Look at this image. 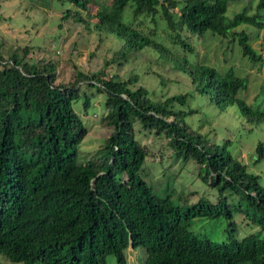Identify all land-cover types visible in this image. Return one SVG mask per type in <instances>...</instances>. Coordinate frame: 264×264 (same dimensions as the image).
<instances>
[{
  "label": "trees",
  "instance_id": "trees-1",
  "mask_svg": "<svg viewBox=\"0 0 264 264\" xmlns=\"http://www.w3.org/2000/svg\"><path fill=\"white\" fill-rule=\"evenodd\" d=\"M57 1L75 8L63 19L98 35L103 31L122 45L101 70L75 68L73 83L64 86L56 84L58 65L28 58V46L5 58L0 36V256L13 264H108L109 257L114 264H130L128 249L141 248L137 264H264V185L232 155L230 140L212 142L209 133L186 123L197 113L184 109L190 94L154 99L138 84V72L123 79L106 70L127 62L131 51L150 48L187 76L214 109L234 106L247 121L262 123L264 111L240 97L247 78L199 62L186 34L217 39L224 61L237 45L243 57L262 64L264 32L262 57L246 30L264 29V0ZM234 3L242 7L228 16ZM252 5L255 13L249 14ZM126 10L129 23L123 19ZM168 42L186 55L176 54ZM95 94L105 95L101 123L111 133L82 157L79 147L88 129L73 104L80 102L86 112ZM135 126L164 136L175 161L199 167L201 179L218 191L216 202L201 199L183 210L170 197L155 195L141 176L149 151L135 138ZM255 151L260 162L262 142ZM237 211L246 214L255 232L238 236ZM220 216L229 221L227 238L220 242L189 230L196 218Z\"/></svg>",
  "mask_w": 264,
  "mask_h": 264
},
{
  "label": "rangeland",
  "instance_id": "rangeland-1",
  "mask_svg": "<svg viewBox=\"0 0 264 264\" xmlns=\"http://www.w3.org/2000/svg\"><path fill=\"white\" fill-rule=\"evenodd\" d=\"M102 1L109 2L110 0ZM236 4L234 3L229 8L228 16L240 11L242 5ZM67 9L75 11L71 4L57 0H0V36L4 44L3 56L7 58L13 50L21 54V47L28 46L30 49L28 58L33 61H53L58 65L56 84L64 86L73 83L75 68L84 73L101 70L105 62L113 58V52L117 51L122 43L103 31L101 35H98L83 23L75 22L71 18L63 19ZM127 12V10L124 12L123 19L124 22L129 23ZM248 12L249 14L255 13L253 5L250 6ZM82 17L88 20L85 13ZM259 30L247 28L246 32L251 37L252 48L263 57L261 35L264 29ZM186 35L189 37L188 43L194 46L199 62H209V65L222 70L232 68L237 75L246 77L248 89L240 97L249 104L254 101L253 107L264 111V60L262 64L252 63L241 55L237 45H232L230 49L234 46V50L227 51L226 61H224L222 59L224 46H218L217 39L213 40V37L207 35L196 40L189 34ZM167 45L170 49L177 51L176 54L186 55L184 50H176L175 48L178 47L171 46V43L168 42ZM215 47L218 49L217 52H215ZM156 55L157 53L150 48L131 51L127 62L110 64L106 70L109 74H118L123 79L138 72L141 76L138 84L151 91L154 99H162V96L175 94H190L184 109H194L197 113L189 116L186 123L199 129L202 134L209 133L212 142L230 140L229 150L232 155L247 165L249 172L258 175L261 184L264 185V158L260 162H255L257 144L262 142L264 146V122L256 124L247 121L234 106L227 107L223 112L214 109L207 96L195 92L187 76L173 68L171 64H166L157 58L159 55L157 57ZM175 61L176 58L173 56L171 63L174 65ZM162 82L164 85L161 84ZM84 88V86L81 87V89ZM104 103L105 95L101 94L91 99L86 112L80 102L73 104L74 112L81 117L84 126L88 129V134L79 147L82 157L98 150L111 133V129L101 123V117L105 115ZM135 138L149 151L141 176L155 195L170 197L183 210L201 199L216 202L217 189L201 179L199 167H195L191 161L183 163L181 158L177 161L172 159L167 147V139L164 136L158 137L154 133L144 132L135 126ZM237 200L236 198L235 202ZM233 221L236 223L239 237L256 230L254 224L242 211L234 213ZM228 222L224 216L214 219L196 218L191 222L189 230L202 238L220 242L227 238ZM139 250L141 248L136 251ZM136 251L132 248L128 249L130 264L138 263L136 259L138 252ZM107 263L114 264V259L109 257ZM0 264L13 263L0 256Z\"/></svg>",
  "mask_w": 264,
  "mask_h": 264
}]
</instances>
